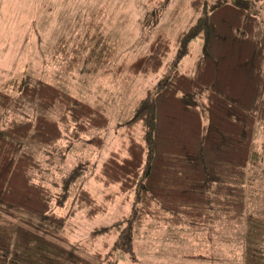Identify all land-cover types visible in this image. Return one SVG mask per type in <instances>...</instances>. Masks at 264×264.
Segmentation results:
<instances>
[{
  "label": "trees",
  "instance_id": "1",
  "mask_svg": "<svg viewBox=\"0 0 264 264\" xmlns=\"http://www.w3.org/2000/svg\"><path fill=\"white\" fill-rule=\"evenodd\" d=\"M191 8L200 15L174 41L159 31L149 53L113 70L123 81L156 75L173 46L182 45L178 59L201 36L191 71L170 63L157 90L134 101L120 147L95 176L117 188L100 204L78 181L81 167L64 173L60 166L75 146L101 148L103 139L88 134L107 128L104 111L27 76L2 86L0 264H119L117 254L134 261L133 229L149 219L192 230L237 227L244 219V263L264 264V218L246 214L245 187L248 170L261 163L252 141L255 127L264 124V18L250 13L245 0H192ZM54 47L68 71L83 66L94 74L110 72L116 53L92 19L67 49L62 39ZM130 194V214L90 234L89 241L115 235L103 252H91L93 242L68 247L64 228L76 209L85 208L91 219L116 195ZM67 203V211L56 212Z\"/></svg>",
  "mask_w": 264,
  "mask_h": 264
},
{
  "label": "rangeland",
  "instance_id": "2",
  "mask_svg": "<svg viewBox=\"0 0 264 264\" xmlns=\"http://www.w3.org/2000/svg\"><path fill=\"white\" fill-rule=\"evenodd\" d=\"M216 1L236 0H205L207 5ZM245 1L250 7V13L260 20L264 18V0ZM191 3L192 0H168L161 7L148 5L147 0H0V90L10 80H20L27 76L31 81L42 80L54 84L89 105L100 107L109 119L106 129L88 134V137L103 139L100 149H81L80 146H75L72 152L66 154L60 166L64 173L72 167H81L78 181H81L82 187L98 204L107 195L117 191L114 185L103 186L95 176L102 161L110 152L120 147L124 124L131 116L134 101L157 90L167 74L166 66L170 63H174L181 72L191 71L200 51L201 36L188 44V55L178 59V50L182 45L179 43L173 46L164 60L166 65L156 75L123 81L113 70L123 62L128 63L149 53V43L159 31L174 41L181 31L193 25L200 14L191 8ZM91 19L116 48V53L108 65L111 71L107 74H94L83 66L68 71L65 67L66 59L53 53L58 40L62 39L64 48L67 49L68 45L84 33L86 24ZM252 143L261 163L256 170H248L252 176L245 186L246 214L264 218V124L255 127ZM55 179L58 180V174H55ZM133 200L134 194L116 195L112 201L106 203L107 209L104 213L91 219L86 217L85 208L76 209L64 228L69 239L68 247L74 249L84 244L88 248L89 242H93L90 251L103 252V245H111L115 235L109 234L89 241L91 232L110 227L115 221L128 216ZM70 207L71 204L67 203L56 212L63 213ZM241 220L239 226L231 225L226 229L229 234L227 264H245V226L244 219ZM161 223L149 219L134 227L135 260H130L124 254H117L118 263L141 264L145 255L155 253L162 264L169 258V261L174 259L177 264L181 259L177 255L176 246H181V237L175 232H157L156 226ZM147 225L156 228L152 229L148 238L141 234L147 229ZM136 230H140L138 235ZM183 243L190 245L187 239ZM221 264H226V261Z\"/></svg>",
  "mask_w": 264,
  "mask_h": 264
},
{
  "label": "crops",
  "instance_id": "3",
  "mask_svg": "<svg viewBox=\"0 0 264 264\" xmlns=\"http://www.w3.org/2000/svg\"><path fill=\"white\" fill-rule=\"evenodd\" d=\"M161 223V222H159ZM227 227L223 224H211L205 225L202 228L192 230L186 227H169L161 223L157 225V232L165 231V232H175L181 238H179V245L177 248V255L179 256L180 261L178 260L177 264H221L222 261H226V264L229 260L228 257V237ZM154 226L148 227L143 232H141L142 236H146L151 234L152 229L156 230ZM136 235L140 233V230H136ZM209 233V236L207 235ZM182 234V235H180ZM187 241L190 245L183 243V241ZM224 255V256H223ZM244 257V250H243ZM170 259V258H169ZM167 260L165 264H176L174 259ZM141 264H162L158 255L152 253V255H145Z\"/></svg>",
  "mask_w": 264,
  "mask_h": 264
}]
</instances>
